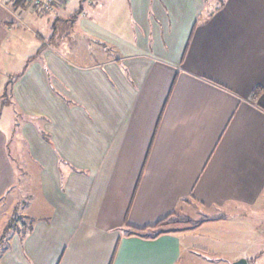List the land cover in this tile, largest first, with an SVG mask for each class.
Listing matches in <instances>:
<instances>
[{
	"label": "crops",
	"instance_id": "obj_1",
	"mask_svg": "<svg viewBox=\"0 0 264 264\" xmlns=\"http://www.w3.org/2000/svg\"><path fill=\"white\" fill-rule=\"evenodd\" d=\"M58 2H0L1 264H254L264 0Z\"/></svg>",
	"mask_w": 264,
	"mask_h": 264
},
{
	"label": "rangeland",
	"instance_id": "obj_2",
	"mask_svg": "<svg viewBox=\"0 0 264 264\" xmlns=\"http://www.w3.org/2000/svg\"><path fill=\"white\" fill-rule=\"evenodd\" d=\"M57 3H59V2H57ZM53 8L50 11H48V12H44V14L45 13L46 14L47 13H50L53 10ZM18 58L16 60H18ZM19 60H20V58H19ZM17 64H19V62H16L15 63L16 66H18ZM7 66L10 67V65H7ZM4 69H5L4 66L3 67H0V81L2 80V75H3L2 71H4ZM8 80L10 81L11 80V77ZM14 113H15L14 112V108H12V106L3 107L2 109L0 108V127L4 128L7 133L10 132L11 134H13V128H14L13 127L14 126V117H15ZM16 140H17V142H16ZM19 142H20V137L18 136V139H14V141L12 142L13 147L16 146L17 144H19ZM22 145H25V142L24 143L22 142ZM8 149L10 150V142L8 143ZM21 156L24 159H26V158L28 159V153H27V151H24L23 150ZM183 225L184 224H180V226H183ZM8 236H10V233H8ZM4 245H5V242H3L2 243V246H0V252L4 248ZM255 251H257V250H255ZM261 254L262 253H260V255ZM261 256L262 257H258V258H256V260H254L255 261L254 264H264V253ZM215 261H216L215 263L224 264V261H222L221 258H219V259H217ZM206 262H207L206 264H214V263H212V260L209 259V258L206 259Z\"/></svg>",
	"mask_w": 264,
	"mask_h": 264
},
{
	"label": "trees",
	"instance_id": "obj_3",
	"mask_svg": "<svg viewBox=\"0 0 264 264\" xmlns=\"http://www.w3.org/2000/svg\"><path fill=\"white\" fill-rule=\"evenodd\" d=\"M18 1V0H17ZM188 222L184 221V220H180L179 217L177 216V214H170L169 216H167L166 218L160 220L154 227H163L162 230L158 231L155 235L153 236H144L143 234H141V231L135 228H132L129 235H139L142 237H157L163 233H171V232H178V231H183V230H188L189 228H180V224H184L186 225ZM183 225V226H184ZM180 226V227H179ZM19 230V235L20 237L23 236L24 232H21L20 229ZM7 248H3V250H1V252H3L4 250H6ZM0 252V253H1ZM1 264V262H0Z\"/></svg>",
	"mask_w": 264,
	"mask_h": 264
},
{
	"label": "built area",
	"instance_id": "obj_4",
	"mask_svg": "<svg viewBox=\"0 0 264 264\" xmlns=\"http://www.w3.org/2000/svg\"><path fill=\"white\" fill-rule=\"evenodd\" d=\"M2 0H0L1 2ZM34 9H39L41 12L50 11L58 2V0H22Z\"/></svg>",
	"mask_w": 264,
	"mask_h": 264
},
{
	"label": "water",
	"instance_id": "obj_5",
	"mask_svg": "<svg viewBox=\"0 0 264 264\" xmlns=\"http://www.w3.org/2000/svg\"><path fill=\"white\" fill-rule=\"evenodd\" d=\"M231 264H250V263L246 257H241V258L233 261Z\"/></svg>",
	"mask_w": 264,
	"mask_h": 264
}]
</instances>
